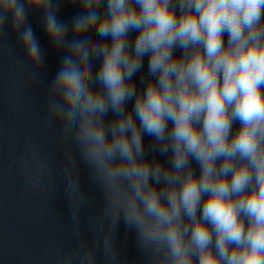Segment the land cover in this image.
Here are the masks:
<instances>
[{"label":"clouds","instance_id":"1","mask_svg":"<svg viewBox=\"0 0 264 264\" xmlns=\"http://www.w3.org/2000/svg\"><path fill=\"white\" fill-rule=\"evenodd\" d=\"M29 11L60 54L45 123L61 128L77 246L56 264H97L99 248L122 264L121 219L147 264H264V0H0V37L11 18L37 83ZM80 163L104 197L91 241ZM21 167L33 191L50 179L34 147Z\"/></svg>","mask_w":264,"mask_h":264}]
</instances>
